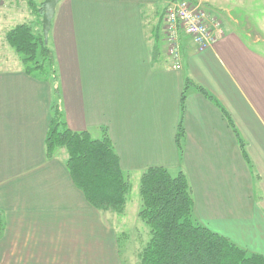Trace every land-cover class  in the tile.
<instances>
[{"label":"crops","instance_id":"1","mask_svg":"<svg viewBox=\"0 0 264 264\" xmlns=\"http://www.w3.org/2000/svg\"><path fill=\"white\" fill-rule=\"evenodd\" d=\"M6 1L0 0V264H122L126 209L114 226L76 187L66 154L46 156L53 107L74 132L96 139L106 130L132 185L139 187L150 168L183 172L195 220L264 256V37L250 22L222 17L247 0H189L218 18L222 33L203 51L181 33L179 68L164 30L168 0H61L47 42L55 85L25 73L6 42L17 25L42 30L45 0Z\"/></svg>","mask_w":264,"mask_h":264},{"label":"trees","instance_id":"2","mask_svg":"<svg viewBox=\"0 0 264 264\" xmlns=\"http://www.w3.org/2000/svg\"><path fill=\"white\" fill-rule=\"evenodd\" d=\"M32 28L26 23L17 25L7 32L6 41L22 57L25 73L55 85L57 72L53 67V53L43 31L35 32ZM46 57L51 67L45 64ZM186 97L185 89L177 132L181 156ZM225 114L234 128L231 118ZM234 130L247 158L246 143ZM60 151L66 154V166L74 184L91 206L101 212L124 213L132 183L121 169L119 156L106 130L96 139L88 131L74 132L62 112L53 107L45 152L47 158H52ZM139 196L138 216L149 230L148 238L141 242L139 264H264V256L248 253L195 220L192 189L183 172L173 176L163 168L145 170L139 182ZM3 229L0 215V236Z\"/></svg>","mask_w":264,"mask_h":264},{"label":"rangeland","instance_id":"3","mask_svg":"<svg viewBox=\"0 0 264 264\" xmlns=\"http://www.w3.org/2000/svg\"><path fill=\"white\" fill-rule=\"evenodd\" d=\"M171 1L173 2V1H189V0H168V3ZM215 3H219L220 6H224L223 0L216 1ZM229 10H230V13L229 14L224 13V15H222L223 18L231 17L230 19L231 23H232V18H233L234 20H238L244 25H247V23L250 22L251 24L256 26L258 30L262 32L263 34L262 36L264 37V30L261 28V26L264 27V0H253V2L251 0H247L244 6H232V8ZM164 21H165V18H164ZM233 26L237 27L235 25ZM32 29L35 32L37 31L35 28H32ZM7 46L9 47L8 49H11L12 51H14V53L17 54L15 49L10 47L8 43H7ZM262 46L264 47V44H262ZM4 50L6 49L4 48L2 51L4 52ZM168 53L170 56L169 49H168ZM47 58L48 57H46V60ZM170 58L172 59L171 56ZM53 59H54L53 67H55L56 72H57V66H56L57 64H56L54 56H53ZM17 62L18 63H16V65H18L19 67L23 69L25 68L22 62L21 56H19V59ZM45 64H47V67H51V63L48 60L47 62H45ZM172 175L176 176V174H172ZM140 205L141 203H140V196H139V187H138V182L136 181L132 185L131 192L128 195V200H127V206H126V212H125V217H126L125 222L127 223V226H126L127 228L120 231V250H121L122 264H139L138 253L140 252V249L142 247L141 239L142 237L145 238L143 235L147 234V238L149 235L148 227L143 222H140L138 219V212L140 210ZM103 214H105L106 215L105 218H107L109 222L111 224H114L115 226V224L117 223V219H116L117 213L113 211H106V212H103ZM136 229H139V230L137 231Z\"/></svg>","mask_w":264,"mask_h":264},{"label":"built area","instance_id":"4","mask_svg":"<svg viewBox=\"0 0 264 264\" xmlns=\"http://www.w3.org/2000/svg\"><path fill=\"white\" fill-rule=\"evenodd\" d=\"M221 22L199 3L170 2L165 9V36L174 68L180 67V35L191 38L199 51L211 47L221 36Z\"/></svg>","mask_w":264,"mask_h":264},{"label":"water","instance_id":"5","mask_svg":"<svg viewBox=\"0 0 264 264\" xmlns=\"http://www.w3.org/2000/svg\"><path fill=\"white\" fill-rule=\"evenodd\" d=\"M61 0H45L43 3L42 31L46 43L51 30V24L55 16L56 7Z\"/></svg>","mask_w":264,"mask_h":264}]
</instances>
